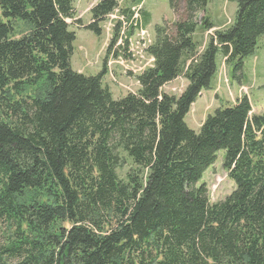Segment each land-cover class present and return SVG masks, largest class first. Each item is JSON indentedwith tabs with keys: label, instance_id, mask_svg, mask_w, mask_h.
Segmentation results:
<instances>
[{
	"label": "trees",
	"instance_id": "obj_1",
	"mask_svg": "<svg viewBox=\"0 0 264 264\" xmlns=\"http://www.w3.org/2000/svg\"><path fill=\"white\" fill-rule=\"evenodd\" d=\"M119 1L100 0L84 29L101 36ZM166 1L180 19L155 27L153 66L137 93L114 100L106 68L71 67L72 0H0V264H264V114L243 95L198 133L185 121L218 56L243 74L264 36V0H224L235 20L203 19L214 33L201 52L194 36L210 0ZM182 76L179 97L163 91ZM220 151L235 190L212 204L197 184Z\"/></svg>",
	"mask_w": 264,
	"mask_h": 264
},
{
	"label": "rangeland",
	"instance_id": "obj_2",
	"mask_svg": "<svg viewBox=\"0 0 264 264\" xmlns=\"http://www.w3.org/2000/svg\"><path fill=\"white\" fill-rule=\"evenodd\" d=\"M99 1L72 0L76 17L67 21L70 31L76 34L71 67L74 71L86 76H97L106 68L103 84L110 89L114 100H118L130 93H137L140 88L138 76L153 66V59L146 53V49L155 40V27L164 24L173 26L180 19V15L172 12L166 0H120L118 9L101 25L102 35L98 36L84 27L91 23L90 11ZM237 7L234 2L210 0L205 12H201L198 16L199 28L194 36L199 44L200 52L206 47L214 33L213 30L206 31L201 21L208 18L218 29L222 26L228 27L235 20ZM127 10L132 12L133 19H129V15L128 17L123 16V12ZM142 13L149 15L148 25L143 24L144 15ZM135 14L139 18L134 19ZM121 19H124V23L128 21L126 37L127 32L132 33L128 39L132 57L130 55L128 59L123 56V50L119 51L118 56L115 55V51L119 50H116L117 42L111 46L115 40L113 27ZM143 29L145 33L142 34L140 30ZM108 49H110L109 52ZM217 65L218 71L213 78L212 88L202 91L185 119L188 127L196 133L200 131L209 115L214 114L221 106L233 105L243 95L249 97L253 115L264 114V36L259 39L256 52L244 59L243 74L239 75L238 80L233 78L234 67L227 65L223 57L218 56ZM187 86L188 81L182 76L166 85L163 91L179 97ZM224 158L225 151H220L215 164L205 172L202 180L197 184V187L207 188L212 204L224 201L235 190V184L229 177V171L224 167ZM131 166L132 163L128 160L126 165L118 171L120 178L125 179ZM4 234V231L0 232V244L6 240Z\"/></svg>",
	"mask_w": 264,
	"mask_h": 264
},
{
	"label": "built area",
	"instance_id": "obj_3",
	"mask_svg": "<svg viewBox=\"0 0 264 264\" xmlns=\"http://www.w3.org/2000/svg\"><path fill=\"white\" fill-rule=\"evenodd\" d=\"M139 11V10H138ZM138 14H139V12H138ZM137 18H139V16L137 15V14H135L134 15V19H137ZM123 20L124 19H121L120 20V24H121V27H120V31H119V36H118V40L116 41L117 42V48H116V50L117 49H119L118 51H121V42H122V37L123 36H125V32H126V30L128 29L127 28V26H128V23H124L123 22ZM116 29V26H114L113 27V32H114V30ZM140 29H142V28H140ZM141 32L140 33H145V30L143 29V30H140ZM132 53H133V50L131 51ZM134 56V55H133ZM131 57H132V54H131ZM153 59V58H152Z\"/></svg>",
	"mask_w": 264,
	"mask_h": 264
},
{
	"label": "crops",
	"instance_id": "obj_4",
	"mask_svg": "<svg viewBox=\"0 0 264 264\" xmlns=\"http://www.w3.org/2000/svg\"><path fill=\"white\" fill-rule=\"evenodd\" d=\"M221 28H225V26H222Z\"/></svg>",
	"mask_w": 264,
	"mask_h": 264
}]
</instances>
